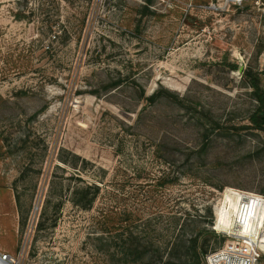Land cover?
I'll return each instance as SVG.
<instances>
[{
	"label": "rangeland",
	"instance_id": "374dc122",
	"mask_svg": "<svg viewBox=\"0 0 264 264\" xmlns=\"http://www.w3.org/2000/svg\"><path fill=\"white\" fill-rule=\"evenodd\" d=\"M249 77L264 0H0V251L205 264L264 195Z\"/></svg>",
	"mask_w": 264,
	"mask_h": 264
},
{
	"label": "built area",
	"instance_id": "2783aa9c",
	"mask_svg": "<svg viewBox=\"0 0 264 264\" xmlns=\"http://www.w3.org/2000/svg\"><path fill=\"white\" fill-rule=\"evenodd\" d=\"M224 1L229 5L240 6L247 0ZM260 214L264 216V195L240 191L233 229L230 232H222L226 235V241L205 257V264H258L264 258V249L260 239L253 235L250 226L256 224ZM213 230L216 231L214 227ZM0 264H17V262L12 255L0 251Z\"/></svg>",
	"mask_w": 264,
	"mask_h": 264
},
{
	"label": "bare ground",
	"instance_id": "6f19581e",
	"mask_svg": "<svg viewBox=\"0 0 264 264\" xmlns=\"http://www.w3.org/2000/svg\"><path fill=\"white\" fill-rule=\"evenodd\" d=\"M236 192H238V195H237V197L235 199V203L237 204L238 198L240 196V191H236ZM246 193H250V192H246ZM222 202H223V194H222L221 203H220V205H219V207L217 209H220V206L222 205ZM235 212H236V210H235ZM235 212H234V214H235ZM219 216H220V218H222L223 221H226V222H224V224H222L219 227L220 230L225 231V232L232 231L233 226H234L233 225V223H234V215L232 216V218H233V220H232L229 217V214L227 212H224L223 210H220ZM229 221H230V224H229ZM263 221H264V216H262L261 214L258 215L257 220H256V224L254 226L251 225L250 229L253 230V235H256V238L260 239L261 246L264 249V238L262 236H260V233H259V227L261 225H263ZM263 228H264V225H263ZM214 229H215V227H214Z\"/></svg>",
	"mask_w": 264,
	"mask_h": 264
},
{
	"label": "trees",
	"instance_id": "16d2710c",
	"mask_svg": "<svg viewBox=\"0 0 264 264\" xmlns=\"http://www.w3.org/2000/svg\"><path fill=\"white\" fill-rule=\"evenodd\" d=\"M250 84V87L252 88L253 96L256 101V103L259 105L257 111L251 116V122L255 126H260L262 124L261 119V112L264 113V90L260 88L258 78H247ZM264 115V114H263ZM204 253H202L201 256H203Z\"/></svg>",
	"mask_w": 264,
	"mask_h": 264
}]
</instances>
